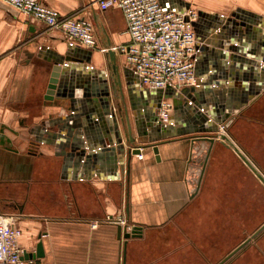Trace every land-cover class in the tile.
Masks as SVG:
<instances>
[{
  "label": "crops",
  "instance_id": "obj_1",
  "mask_svg": "<svg viewBox=\"0 0 264 264\" xmlns=\"http://www.w3.org/2000/svg\"><path fill=\"white\" fill-rule=\"evenodd\" d=\"M44 1L63 15L94 24L97 46L83 47L92 51L88 64L108 75L109 107L116 113L126 149L141 146V151L126 152L117 178H110L113 173L102 158L87 160L91 152H99L102 145L108 148L116 139L114 118L104 114L100 102L96 108L83 107L87 99L83 92L102 90L100 74L89 69L65 74L76 79L74 90L81 95L76 97L77 112L86 110L76 117L71 98L58 91L60 76L53 81L60 74L55 54L68 50L64 31L30 19L0 0V215L16 220L22 229L19 244L24 252H36L42 242L44 255L25 259L26 264H264V88L251 98L264 69L258 73L251 69L257 75L254 82L225 79L217 87L225 94L226 105L239 109L229 127L151 141L149 134L138 133V127L148 133L154 129L146 108L154 107L159 94L133 106L124 73L122 80L113 67L111 73L105 68L107 60L113 66L111 51L116 60L124 57L112 47L130 38L122 10H102L98 0ZM184 1L210 15L227 17L240 9L258 30L264 22V0ZM228 10L231 14L224 13ZM212 19L204 17L198 29L206 31L209 22H215ZM222 24L232 26L226 19ZM204 36L225 37L226 45L232 46L227 31L215 29ZM106 46L111 48L107 52ZM207 58L200 51L194 85L203 81L198 72L207 69ZM211 87L215 88L213 83ZM167 100L173 103L172 98ZM173 107L169 114H174ZM84 117L87 136L82 127L72 125V119ZM128 121L133 142L125 134ZM206 135L214 137L208 152L209 143L198 139ZM77 137L86 155L78 164H68L67 145ZM114 157L120 160L118 151ZM135 226L141 227V235L127 238ZM240 235L244 239L237 242Z\"/></svg>",
  "mask_w": 264,
  "mask_h": 264
},
{
  "label": "water",
  "instance_id": "obj_2",
  "mask_svg": "<svg viewBox=\"0 0 264 264\" xmlns=\"http://www.w3.org/2000/svg\"><path fill=\"white\" fill-rule=\"evenodd\" d=\"M161 1L166 9H174L184 12L190 8V3L184 0ZM240 11L241 10L239 9V11L233 12L231 16L228 17L219 13L210 15L208 12H198L199 18L194 24L198 32V36L203 42L201 53L203 52V55L208 57L207 69L205 71L198 72V76L203 78L201 84L186 86L181 90H175L172 88L165 90H150L140 84L137 75L132 70L128 69L127 67L124 68V75L126 78V83L129 85L130 99L133 106L142 105L140 103L141 99L142 103L143 101L147 103L149 96L155 95L157 93L159 94V98L155 99L154 107H151L150 109L146 108L147 117L150 121L149 126L150 128L153 127L154 129H151L152 131H149L148 133V130L138 127V133L140 135L149 134L151 141H157L163 139L165 140L171 137H177L195 131L202 133L217 132L219 130V125H224L225 127L230 126L232 115L235 116V114L239 113V109L232 107L231 104L226 105L227 99L225 94L222 91H219L217 87L222 86L225 79L238 80L244 84L246 81L254 82V80H257V75L253 74L251 69H254V71L257 73L259 72V69H264V40L261 39L264 33V22L259 23L261 26L260 30L255 29L252 26V24H255V22L252 19L241 15L239 13ZM204 17L213 18L212 20L215 19V22H209L206 31L202 32L200 29H198V26L201 25ZM224 19H227L228 22H232V26H230V24L223 25L222 21ZM215 29H218L221 32L227 31V33H229L227 38H229V40L232 42V46L226 45L227 42L225 37H223L221 40H216L215 38L206 40L204 34L208 36V34H212ZM252 42H254L252 49H248V46H250ZM217 49L221 50L218 51ZM85 53L87 55H84ZM91 55V50L77 46L73 43L69 44L68 50L65 54H55L54 58L56 59L57 64H60V66H57L60 74L57 72L55 74L56 77L53 78V81L54 83L57 82V78L60 76L58 91L61 93L64 92L65 95L67 94L71 98V108L73 114H76V117L79 118L86 112V110L81 114L77 112L76 102H78V100L76 97L80 95V92H76V90H74V83L76 79L73 76L68 78L65 76V74L68 73L69 70L82 69H89L92 74H100L103 80L102 90L94 87L93 92L88 91V89L87 92H83V96L87 98L86 100L82 101L83 107L86 109V106L89 105L92 108H96L95 104L100 102L104 114L107 115L109 119L114 118L116 139L114 141L111 137L112 141L108 143V148L102 145L101 150L99 152H91L87 160L90 161V157L94 158L95 160L102 158L103 161L105 160L110 171L113 173L110 178H117L118 167L119 165L123 164L126 152L129 155L132 153H140L141 146L137 147L138 149H126L125 143H123L124 138L116 118V113L109 107L110 90L108 85V75L106 71L99 70L98 68L88 64V62L91 61ZM110 55L112 56L111 60L115 63L116 58L114 57V52L111 51ZM221 58L227 60H222ZM229 59H231V61ZM113 68L118 75L117 65L113 64ZM118 77L120 78L119 75ZM81 81V78H78V84H81ZM212 83L216 89L211 87ZM256 85H258L259 88L255 91V93H251V98L254 97L255 94L259 93V89L264 88V77L262 78L261 82H258ZM69 86L70 91L66 93V88ZM87 86L89 87V85ZM139 93L141 94L142 98L137 95ZM93 96H96L97 100ZM164 98H172L174 104V114H169L167 116V122H165V119L160 117L156 112L162 107V100ZM71 117L73 116L71 115L70 118ZM87 117L90 118L89 115ZM88 118L84 117L83 120L81 118L72 119L73 128L76 129L82 127L86 135L89 130V126L86 123ZM68 120L70 119H67V121ZM180 125H183L184 128H176ZM48 126H52V123H49ZM70 127L71 131L72 126ZM111 129L112 128L110 127V129L107 130L109 134ZM125 134L127 141H134V138L132 137V126L129 121ZM49 139L50 138H48V140ZM198 139H200V141L209 143L208 146L206 145V151L208 152L211 147L210 144L214 142V137L206 135ZM68 146L71 148V151L68 154L69 158L67 159L68 164L72 161H75L74 163L78 164L82 156L86 155V147L83 145L82 140H79L78 137L74 139L72 143L70 142V145H67V147ZM89 146V149L93 151L94 148L91 145ZM95 146L97 147V145ZM155 150L157 151V147H155ZM116 151H118L120 155V160H116L114 157ZM258 174L260 177H262L259 172ZM120 234H122V226H119V235ZM131 235H141V227L135 226L133 232H128L125 234L127 238ZM43 255L44 248L42 242H40L36 252L26 251L24 252L23 258H37L42 257Z\"/></svg>",
  "mask_w": 264,
  "mask_h": 264
},
{
  "label": "built area",
  "instance_id": "obj_3",
  "mask_svg": "<svg viewBox=\"0 0 264 264\" xmlns=\"http://www.w3.org/2000/svg\"><path fill=\"white\" fill-rule=\"evenodd\" d=\"M3 1L30 19L61 28L69 44L97 46L95 26L88 19L63 15L44 0ZM98 4L102 10L112 7L122 10L130 38L112 48L125 54V66L137 75L143 87L181 90L197 82L196 62L201 43L194 23L199 11L166 9L161 0H98ZM167 99L162 100L160 108L164 119L173 106ZM21 235L22 229L16 220L0 215V264H26L24 249L19 244Z\"/></svg>",
  "mask_w": 264,
  "mask_h": 264
},
{
  "label": "rangeland",
  "instance_id": "obj_4",
  "mask_svg": "<svg viewBox=\"0 0 264 264\" xmlns=\"http://www.w3.org/2000/svg\"><path fill=\"white\" fill-rule=\"evenodd\" d=\"M196 8H198V7H196ZM224 13H226V14H231V12L228 10V11H224ZM23 15V14H22ZM25 16V15H24ZM231 16V15H230ZM105 49H109V47L108 46H106L105 47ZM106 52V51H105ZM104 52V53H105ZM116 52L120 55V54H123L120 50H116ZM124 55V57L122 56L121 57V55L120 56H118V58H117V60H116V62L114 63L113 61V64H116L117 65V67H118V75L120 76V79H122L123 80V73H124V68L126 67L125 66V54H123ZM124 62V63H123ZM112 67L113 66H111V64H110V62L107 60V64L105 65V68H107V70H108V72L109 73H111V71H112ZM111 75V74H110ZM125 76V75H124ZM124 90V97L125 98H128L129 96H128V93H127V90H125V89H123ZM128 113V112H127ZM161 113H162V109L160 110L159 109V111H158V114H159V116L161 117ZM170 113V112H169ZM127 119V118H126ZM232 238V237H231ZM229 238H228V236H226V240H228ZM241 239H244V237L243 236H238V239L236 240L237 242H239Z\"/></svg>",
  "mask_w": 264,
  "mask_h": 264
},
{
  "label": "bare ground",
  "instance_id": "obj_5",
  "mask_svg": "<svg viewBox=\"0 0 264 264\" xmlns=\"http://www.w3.org/2000/svg\"><path fill=\"white\" fill-rule=\"evenodd\" d=\"M228 17V16H227ZM227 20V19H226ZM165 99V98H164Z\"/></svg>",
  "mask_w": 264,
  "mask_h": 264
}]
</instances>
